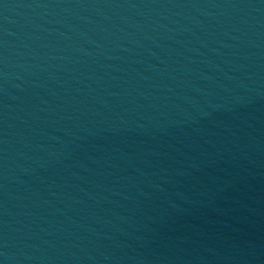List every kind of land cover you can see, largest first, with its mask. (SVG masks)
Returning a JSON list of instances; mask_svg holds the SVG:
<instances>
[{"label": "water", "instance_id": "95a60500", "mask_svg": "<svg viewBox=\"0 0 264 264\" xmlns=\"http://www.w3.org/2000/svg\"><path fill=\"white\" fill-rule=\"evenodd\" d=\"M0 264H264V0H0Z\"/></svg>", "mask_w": 264, "mask_h": 264}]
</instances>
